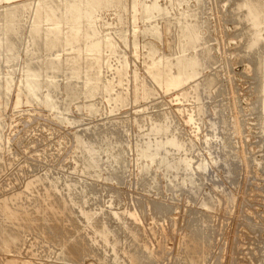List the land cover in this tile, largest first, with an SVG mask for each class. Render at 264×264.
Instances as JSON below:
<instances>
[{"label": "rangeland", "instance_id": "1", "mask_svg": "<svg viewBox=\"0 0 264 264\" xmlns=\"http://www.w3.org/2000/svg\"><path fill=\"white\" fill-rule=\"evenodd\" d=\"M28 1L35 3L34 0ZM130 1L127 0V3L129 2L128 9L130 7L131 11ZM146 1L149 3L151 0ZM157 1L162 10L155 15L153 25L159 31L163 26V40L158 31L157 36L151 33L154 29L142 34L143 22L138 20L132 25L130 20L127 21L128 17L124 15L122 8L110 7L111 9L103 12L99 10L101 13L96 12L101 25L108 23L101 36L109 35L117 44L115 52L108 53L111 57H90V54L82 56L81 53L75 55L74 51L84 48L87 52L91 47H84L79 36L69 40L68 47V42L67 45L64 41L61 42L64 38H61L60 33L49 37L51 50L55 49L54 52L49 51V46H44L42 40L37 39L38 43H33L31 39L29 41V24L26 22L20 25L18 34H12L10 42H5L6 45L3 39L6 31L0 25V143L5 146H0V234L11 225L19 229L14 241L8 242L12 246L8 247L9 250L0 238V264H23V261L29 262L28 264H105L104 260H109L107 264H191V258H195L193 264H264V78L261 79V73H264V0H249V5L245 3L247 0ZM6 4H0V16L5 12ZM32 8L34 10L35 4ZM32 8L24 12L25 16L29 17L33 13ZM165 20L173 22L172 25L166 24ZM149 24L152 22L146 25L147 29H151ZM188 30H191L190 33H185ZM68 34L70 33L65 32L64 35ZM101 36L98 37L102 38ZM22 39L25 43H22ZM29 43H36V48ZM257 45L260 49L255 50ZM154 48L157 50L156 55L151 57L150 50L153 51ZM56 49H73L74 54L71 57L60 56V59L58 57L54 61L49 57L45 59L48 54L56 53ZM45 50L52 53L47 54ZM32 53L34 54L31 55ZM160 56H171V63L184 58L196 60L197 72L195 75L190 71L182 75V83L166 93L151 77L152 74L163 71L159 64ZM29 57H32L31 60ZM259 61L263 62L260 71L257 70ZM26 65H29L32 74L38 75L36 88L39 92L35 90L36 96H32L30 104L22 97L16 106L21 70ZM80 65L83 66L82 69ZM36 69H40L39 72ZM170 70L171 76H178L175 66ZM43 73L51 76L53 83L51 80H43ZM195 94H198L197 97ZM41 97H49L52 108H43ZM190 117L191 121L188 120ZM165 126L172 130L166 131L168 135L163 133ZM77 135L80 138L86 136L82 138V146L75 143ZM173 137L183 148L165 152L160 147L161 144ZM143 146L148 147L149 152H157V158L151 163L142 160ZM80 149L86 151L83 153ZM114 152L117 153L115 156ZM121 153L120 157L118 154ZM78 155L81 161L75 162L74 158L79 159ZM83 156L93 157L95 166H98V170L101 168L100 178L85 177L81 173L80 162ZM164 158L167 165L169 163L168 166H165ZM183 158H188L186 160L189 167L185 169ZM74 166L79 168L75 169ZM203 166L204 169L201 170ZM112 167H116L115 170ZM61 180H64L63 183ZM67 182L78 183V187L88 186L83 191L78 190L80 199L73 196L76 203L72 202ZM27 183L34 184V187L40 186V191L38 188L37 194L30 193L25 188ZM51 184L55 188L56 198L68 202L80 217V201L94 218L97 213L109 215L113 211L121 212V221H107L111 222L109 225L113 230L119 229L118 224L123 223L120 226L125 227V231L120 229L122 235L117 230L120 232L119 236V232L115 230L118 240L120 238V245L114 246L110 240L111 244L103 242L108 244L107 250L99 246L100 250L95 246L98 251L90 243L91 250H97L93 251L95 254L102 251L101 254L106 256L104 260H99L98 256L101 254L96 257L83 254L77 259L70 256L68 251L71 253L73 242L68 241L70 235L66 233L69 231L74 234L72 223H67L68 231L63 235L66 251L56 241L58 238L53 237V230H46L47 236L36 232V226L40 227L41 224L52 226L48 220L41 224L31 221L28 226H32L33 230L26 226L27 232L26 228H20V220H17L19 223L14 221L12 224L1 214V206L5 204L19 215L28 213L33 216L42 204L41 196L43 193L46 195ZM3 198H7V201ZM12 201L14 205L11 204ZM155 205L169 210L168 215L163 218L162 214H156ZM92 210L96 213L93 214ZM4 211H7L5 207L3 213ZM129 211L136 216H129ZM98 219L89 221L90 225L93 222L90 226L87 219L81 218L78 228L83 232L82 235L101 236L99 228H103L99 223L101 219ZM128 225L129 228L133 227L131 230L134 232L142 231L138 232V239L126 234ZM194 229L199 231L201 241L205 242L199 241L202 247L197 248V251H192L191 248ZM124 234L128 240L124 238ZM152 249L157 253L153 254ZM143 251V257H139ZM130 252L132 255L134 253L133 258ZM196 253L202 255V259ZM77 260L79 261L76 262Z\"/></svg>", "mask_w": 264, "mask_h": 264}, {"label": "bare ground", "instance_id": "2", "mask_svg": "<svg viewBox=\"0 0 264 264\" xmlns=\"http://www.w3.org/2000/svg\"><path fill=\"white\" fill-rule=\"evenodd\" d=\"M35 1V3L34 2H31V1H28V0H0V4H2V3H7L5 6H4V13L3 14H1V16H0V25H2V27L4 28V30L6 31L5 32V34H4V43L5 42H10L12 39H10L11 38V36L13 37V33H16L17 31H18V28L20 27V25H22V24H24V22H26V23H28L29 24V29H28V33L27 34H29V35H27V37L28 36H30V38H29V41H30V39L32 40V42L34 43L35 41L37 42L38 40L37 39H40V40H42V42H43V45L44 46H49V51L52 49V47H51V43H53V42H51L50 44L51 45H49V41H50V36H53V37H55L56 36V34L57 33H60V34H62V37L61 38H64L63 40L61 39V42L62 41H64L65 43L66 42H68V47L70 46V41L69 40H73V38L74 37H77V36H79V37H81V44L83 43V46L85 47V46H90L91 47V49L89 50V51H87V52H85L84 51V48L82 49V50H76L75 48H77V47H75L74 49L76 50V51H74V53H75V55H76V53H81V55L83 56H86V54H90V57H92V56H96V57H105L106 55H108V53H114L115 52V49H116V46H117V44L116 43H114L113 41H112V39H110L108 36H105V37H103V36H101L102 35V33H103V28L106 26V25H108V23L106 24V22H105V25H101V23H99V18H97V16H96V12L98 11V12H100V11H105V10H107V9H111L112 7L113 8H122V10H123V13H124V15H127V17H128V19H127V21H129V22H131V24L132 25H135L136 24V22H138V20H141L143 23L142 24H144V28H143V30L141 31V33L142 34H144L145 32L147 33L148 31H151V30H153V32H151L153 35H155V36H157V31H158V35H160L159 37L163 40V35H162V31H163V26H162V30L160 29V31H159V29L157 28V26H154L153 25V20L154 19H156V17H155V15L157 14V13H161V8H160V6L157 4V0H151L149 3H148V1H146V0H133V2H131L130 0V2L132 3V5H131V11H130V7H129V9H128V3H127V0H34ZM175 1V0H174ZM198 1V0H197ZM14 3H17L16 5H14ZM187 3V2H186ZM245 3H248L247 5H249V0H247ZM33 4H35V8H34V10H33ZM180 5V4H179ZM246 5V4H245ZM171 6V5H170ZM111 7V8H110ZM32 8V10L31 11H33V13L31 14L30 13V16L29 17H27V16H25V11L27 10V9H31ZM112 8V9H113ZM173 8V7H172ZM201 8V7H200ZM186 9V8H185ZM188 9V8H187ZM186 9V10H187ZM100 10V11H99ZM116 10V9H115ZM119 11H120V9H119ZM167 11V10H166ZM191 11V10H190ZM193 12V11H192ZM101 13V12H100ZM105 13V12H104ZM119 13V12H118ZM191 13V12H190ZM163 14V13H162ZM192 14V13H191ZM29 15V14H28ZM99 15V14H98ZM120 15V14H119ZM172 15V14H171ZM174 16V15H173ZM178 16V15H177ZM182 16V15H181ZM181 16H179L180 18H181ZM193 16V15H192ZM116 17V16H115ZM120 17V16H119ZM122 17V16H121ZM168 18L170 19V17L168 16ZM167 18V19H168ZM174 18H176V17H174ZM180 18H179V21H180ZM186 18V17H185ZM29 21H28V20ZM101 19V18H100ZM126 19V18H125ZM161 19H163V18H161ZM165 19V18H164ZM168 19V20H169ZM173 19V18H172ZM184 19V18H183ZM104 20H105V18H104ZM158 20V19H157ZM187 20V19H186ZM197 20H198V18H197ZM174 21V20H173ZM191 21V20H190ZM150 22H152V24H149L150 25V27L149 28H151V29H147L148 27V23H150ZM164 22V21H163ZM165 22H166V20H165ZM187 22V21H186ZM103 23V22H102ZM173 23V22H172ZM172 23H170V22H166V24H171L172 25ZM193 23H194V20H193ZM187 24V23H186ZM147 25V26H146ZM161 25V24H160ZM176 25V24H175ZM184 25V24H183ZM199 25V24H198ZM153 26V27H152ZM178 29V28H177ZM21 30V29H20ZM201 30V29H200ZM109 31V30H108ZM190 31L191 30H188L187 32H185V33H190ZM65 32L67 33V32H69L70 34H68V35H64L65 34ZM135 32H136V28H135ZM135 32L133 33V35L135 34ZM22 33V32H21ZM201 33V32H200ZM16 34H18V32L16 33ZM16 34H14L15 36H16ZM114 34V33H113ZM101 36L102 38H99L98 36ZM58 36H61V35H58ZM19 37V36H18ZM22 37V36H21ZM69 37H70V39H69ZM112 37V36H111ZM190 38V37H189ZM17 39V38H16ZM75 39V38H74ZM77 39V38H76ZM80 39V38H79ZM116 39V38H115ZM23 40V39H22ZM24 40H25V37H24ZM24 40H23V42L22 43H25L24 42ZM58 40H59V37H58ZM199 40V39H198ZM28 41V42H29ZM53 41V40H52ZM60 42V41H59ZM59 42H57V44L59 43ZM64 42H63V44H64ZM79 42H80V40H79ZM3 43V44H4ZM38 43V42H37ZM76 43V42H75ZM128 43V42H127ZM6 44V43H5ZM30 44V43H29ZM42 44V43H41ZM60 44H62V43H60ZM74 44V43H73ZM204 44V43H203ZM7 45V44H6ZM30 45H34V44H30ZM35 45H37L36 43H35ZM35 45L33 46V48L35 47ZM39 45H40V42H39ZM54 45H56V43H55V41H54ZM66 45H67V43H66ZM262 45V44H261ZM24 46V44L22 45V47ZM26 46H28L27 44H26ZM58 46V45H57ZM60 46V45H59ZM63 47H64V45H62ZM71 46H73V45H71ZM75 46V45H74ZM82 46V45H81ZM80 46V47H81ZM38 47V46H37ZM136 47V46H135ZM186 47V46H185ZM26 48H28V47H26ZM31 48V47H30ZM36 48V47H35ZM41 48V47H40ZM42 48H43V46H42ZM45 48V47H44ZM48 47H46V50H48L47 49ZM57 48H59V47H57ZM61 48V47H60ZM196 48V47H195ZM254 48L255 47H253V50H254ZM259 48V45H257L256 46V49L255 50H257ZM262 48V47H261ZM264 48V47H263ZM262 48V49H263ZM29 49V48H28ZM28 49H26V50H28ZM63 49V48H62ZM67 49V48H66ZM80 49V48H79ZM202 49V48H201ZM260 49V48H259ZM261 49V51H263ZM33 50V49H32ZM40 50V49H39ZM46 50H45V52H46ZM56 50H58V51H56V53H52V52H46L47 54L48 53H52V54H48V56H46L45 57V55H44V57H45V59H47L48 57H49V59H53V61L55 60V58H58L59 57V59H60V56H69V57H71V54H74L73 53V49L71 50V51H66V50H61L60 49V51H59V49H56ZM69 50V49H68ZM86 50V49H85ZM156 49L154 48L153 49V51H151L150 50V54H151V57H153L154 56V54L156 53V51H155ZM191 50V49H190ZM193 50V49H192ZM30 51H31V49H30ZM34 52H35V50H33ZM41 51V50H40ZM51 51H53V50H51ZM54 51H55V49H54ZM53 51V52H54ZM258 51H260V50H258ZM260 51V52H261ZM22 52V51H21ZM211 52V51H210ZM39 53V52H38ZM41 53V52H40ZM44 53V52H43ZM263 54H264V52H262ZM26 54V53H25ZM34 53H32L31 55H33ZM36 54H37V52H36ZM177 54V53H176ZM198 54V53H197ZM196 54V55H197ZM202 54V53H201ZM4 55V54H3ZM27 55V54H26ZM30 55V54H29ZM38 55H40V54H38ZM37 55V56H38ZM92 55V56H91ZM156 55V54H155ZM168 55V54H167ZM173 55V54H172ZM195 55V54H194ZM40 56H42V55H40ZM73 56V55H72ZM109 56V55H108ZM113 56V55H112ZM161 56H163V55H161ZM160 56V57H161ZM165 56V55H164ZM199 56V55H198ZM197 56V57H198ZM27 57V56H26ZM35 58H36V55L34 56ZM88 57V56H87ZM107 57V56H106ZM109 57H111V56H109ZM108 57V58H109ZM171 56H167V57H161V58H159V64L161 65V67H162V70L163 71H161L162 73H158L157 72V74H155L154 72H152V73H154V74H152L151 75V77H152V80H154L155 82H157L159 85H160V87H161V89L164 91V92H166V93H168V91L170 90V89H172V88H175V87H177L178 86V83L180 84V83H182V80H181V78H182V75H186L187 74V72H191V74H196V72H197V67H198V62L196 61V60H190V59H187V58H184V59H179V60H177L176 62H174V63H171L170 62V60H169V58H170ZM30 58V60H31V58L32 57H29ZM75 58V57H74ZM74 58H73V60H74ZM86 58V57H85ZM94 58V57H93ZM100 58V59H101ZM37 59H39V58H37ZM41 59V58H40ZM71 59V58H70ZM70 59H69V61H70ZM92 59V58H91ZM199 59V58H198ZM257 59V58H256ZM28 60V59H27ZM65 60V59H64ZM85 60V59H84ZM94 60H95V58L93 59V62H94ZM201 60L202 59H200V62H201ZM226 60V59H225ZM29 61V60H28ZM33 62H34V60H32ZM36 61V60H35ZM39 61V60H38ZM44 61H46V60H44ZM47 61H49V60H47ZM63 61V60H62ZM83 61V60H82ZM89 61V60H88ZM90 61H92V60H90ZM89 61V62H90ZM124 61H126V60H124ZM40 63H41V61H39ZM43 62V61H42ZM57 62V61H56ZM71 62V61H70ZM73 62V61H72ZM102 62V61H101ZM100 62V63H101ZM127 62V61H126ZM44 63V62H43ZM49 63V62H48ZM50 63H52V62H50ZM49 63V64H50ZM62 63V62H61ZM63 63H64V61H63ZM63 63L61 64V67H62V65H63ZM85 63V62H84ZM96 63V62H95ZM99 63V62H98ZM261 63H263V62H261ZM260 63V61H259V64L257 65V70L258 71H260L259 69L261 68H263L262 66H263V64H261ZM24 64H25V62H24ZM35 65H36V63H34ZM47 64V63H46ZM49 64H48V66H49ZM60 64V63H59ZM83 64V63H82ZM86 64H87V62H86ZM91 64V63H90ZM93 65H94V63H92ZM39 65H41V64H39ZM45 65V64H44ZM51 65H53V64H51ZM56 65V64H55ZM58 65V64H57ZM66 65H67V62H66ZM75 65V64H74ZM79 65V64H78ZM92 65V66H93ZM103 65H105V64H103ZM27 67H23V69L21 70V68H20V70H21V78H20V81H19V91H17L18 93H17V101H16V106L20 103V101H21V99H22V97H24V99L26 100V102L28 103V104H30L31 103V101H32V96L33 95H35V90H37V86H38V84L36 83V77H38V75L36 76V75H34V74H32V72H31V70L29 69V65H26ZM60 66V65H59ZM64 66H65V64H64ZM121 66V65H120ZM173 66H175L176 67V69H177V72H179L178 73V76H171V74H170V69L173 67ZM203 66V65H202ZM16 67V66H15ZM22 67V66H21ZM41 67V66H40ZM44 67V66H43ZM58 66H56V68H57ZM60 67V68H61ZM68 67V66H67ZM80 67H81V65H80ZM83 67V66H82ZM82 67H81V69H82ZM86 67H88V66H86ZM85 67V68H86ZM123 67H124V65H123ZM36 68H38V67H36ZM45 69H46V67H44ZM49 68H51V66L49 67ZM55 68V67H54ZM55 68V69H56ZM64 68V67H63ZM62 68V69H63ZM74 68H75V66H74ZM120 68H122V67H120ZM31 69H32V67H31ZM41 69H42V67H41ZM53 69V68H52ZM54 69V70H55ZM84 69V68H83ZM36 70H38V69H36ZM40 70V69H39ZM39 70H38V72H39ZM44 70V69H43ZM57 70V69H56ZM56 70H55V72H56ZM65 70V69H64ZM88 70H89V67H88ZM93 70V69H92ZM124 70V69H123ZM35 71V70H34ZM66 71V70H65ZM87 71V70H86ZM46 72V71H45ZM54 72V71H53ZM53 72H52V74H53ZM64 72V71H63ZM63 72H60V73H62L63 74ZM96 72V71H95ZM262 72V71H261ZM34 73V72H33ZM35 73H36V71H35ZM83 73V72H82ZM87 73V72H86ZM117 73V72H116ZM95 74V73H94ZM124 74V73H123ZM41 75V74H40ZM43 75V80L45 79V81L46 80H51V76H49L47 73H43L42 74ZM76 75V74H75ZM90 75V74H89ZM91 75H92V73H91ZM122 75V74H121ZM120 75V76H121ZM53 76H54V74H53ZM57 76V75H56ZM59 76H61V75H59ZM83 76V75H82ZM95 76H96V74H95ZM63 77H64V75H63ZM77 77V76H76ZM90 77V76H89ZM93 77H94V75H93ZM92 77V78H93ZM122 77V76H121ZM120 77V78H121ZM150 77V76H149ZM6 78V77H5ZM42 78V77H41ZM55 78V77H54ZM58 78V77H57ZM263 78H264V73H261V79L263 80ZM39 79V78H38ZM59 79V78H58ZM63 79V78H62ZM65 79V78H64ZM183 79V78H182ZM40 80V79H39ZM42 80V79H41ZM151 80V81H152ZM52 81V83H53V80H51ZM57 81V80H56ZM59 81V80H58ZM57 81V82H58ZM80 81V80H79ZM85 81V80H84ZM95 82H96V80H94ZM102 81V80H101ZM39 82V81H38ZM83 82V81H82ZM82 82H81V84H82ZM91 82V81H90ZM98 82V81H97ZM264 82V81H263ZM51 83V84H52ZM54 83H55V81H54ZM144 83V82H143ZM143 83H141L142 85H143ZM80 84V85H81ZM83 84H84V82H83ZM97 85H98V83H96ZM100 84V83H99ZM102 84V83H101ZM45 85V84H44ZM53 85V84H52ZM59 85V84H58ZM140 85V84H139ZM193 85V84H192ZM191 85V86H192ZM40 86H41V83H40ZM54 86V85H53ZM61 86V85H60ZM87 86H89V85H87ZM102 86V85H101ZM12 87V86H11ZM17 87V88H18ZM49 87V86H48ZM63 87V86H62ZM83 87V86H82ZM44 88V87H43ZM54 88H56V87H54ZM98 88H99V86H98ZM263 88H264V86H263ZM58 90H59V86H58V88H57ZM90 89H91V87H90ZM95 89V88H94ZM103 89V88H102ZM107 89H108V87H107ZM106 89V90H107ZM18 90V89H17ZM48 90V89H47ZM50 90H51V88H50ZM83 90V89H82ZM92 90V89H91ZM97 90V89H96ZM264 90V89H263ZM1 91V90H0ZM42 91V90H41ZM52 91H54V90H52ZM56 91V90H55ZM39 91L37 90V93H38ZM97 92V91H96ZM95 92V93H96ZM107 92V91H106ZM75 93H76V91H75ZM112 93V92H111ZM199 93V92H198ZM110 94V93H109ZM185 94V93H184ZM4 95H5V93H4ZM39 95V94H38ZM49 95V94H48ZM75 95V94H74ZM79 95V94H78ZM87 95V94H86ZM108 95V94H107ZM196 95H198V94H195V97H197ZM8 96V95H7ZM36 96V95H35ZM40 96V95H39ZM38 96V97H39ZM42 96V95H41ZM44 96V95H43ZM46 96H47V94H46ZM72 96V95H71ZM82 96H83V93H82ZM91 96H93V95H91ZM183 96V95H182ZM4 97V96H3ZM55 97V96H54ZM57 97V96H56ZM74 97H76V96H74ZM78 97V96H77ZM110 97V96H109ZM186 97V96H185ZM42 98V97H41ZM80 98V97H79ZM82 98V97H81ZM183 98V97H182ZM264 98V97H263ZM43 99V98H42ZM55 99V98H54ZM63 99V98H62ZM90 99V98H89ZM41 100V99H40ZM61 100V99H60ZM69 100V99H68ZM74 100V99H73ZM87 100V99H86ZM35 101V100H34ZM65 101V100H64ZM67 101V100H66ZM117 101V100H116ZM25 102V101H24ZM37 102H38V100H37ZM58 102V101H57ZM72 102V101H71ZM115 102V101H114ZM64 103V102H63ZM67 104V103H66ZM115 104V103H114ZM119 104V103H118ZM122 104V103H121ZM33 105V104H32ZM60 105H62V104H60ZM81 105V104H80ZM33 106H35V105H33ZM41 106H43V108H52V106H51V102H50V98L49 97H44V99L41 101ZM63 106H64V104H63ZM62 106V107H63ZM40 107V106H39ZM89 107V106H88ZM116 107V106H115ZM57 108V107H56ZM60 108H61V106H60ZM62 109V108H61ZM56 115V114H55ZM189 121H191L192 120V118L190 117L189 119H188ZM152 124V123H151ZM166 125V124H165ZM167 130H169L168 129V127H164V129H163V133L165 134L166 133V131ZM169 131H172L171 129L169 130ZM89 133V132H88ZM174 133V132H173ZM85 134V133H84ZM92 134V133H91ZM167 135H168V132L166 133ZM170 134V133H169ZM86 135H88V134H86ZM152 135V134H151ZM166 135V136H167ZM172 135V134H171ZM79 136H81V134L79 135ZM84 136V135H83ZM94 136V135H93ZM99 136V135H98ZM84 137H86V136H84ZM84 137H82V138H84ZM90 137V136H89ZM88 137V138H89ZM96 137V136H95ZM155 137V136H154ZM164 137V136H163ZM170 137V136H169ZM82 138H80V137H78V135H77V137H76V141H75V143L77 142V144H82V142H83V140H82ZM167 138V137H166ZM89 140V139H88ZM91 140H93L92 138H91ZM94 140H95V138H94ZM163 140H165V139H163ZM151 141V140H150ZM149 141V142H150ZM155 141V140H154ZM157 141H160V140H157ZM179 141V140H178ZM87 142V141H86ZM85 142V143H86ZM89 142V141H88ZM93 142V141H92ZM91 142V143H92ZM95 142V141H94ZM106 142V141H105ZM161 143V142H160ZM159 143V144H160ZM76 144V145H77ZM150 144H152V143H150ZM181 144V143H180ZM158 145V144H157ZM0 146H1V143H0ZM4 145H2L1 147H3ZM82 146V145H81ZM81 146H79L80 148H81ZM83 146H84V144H83ZM78 147V148H79ZM96 147V146H95ZM137 147H138V145H137ZM136 147V148H137ZM144 147V146H143ZM165 152H169L170 151V149H175V148H177L176 150H181V148H183L182 146H179V144H178V142H175V140H174V137L173 138H170V139H167L165 142H163L162 144H161V146H160ZM160 147H158V148H160ZM4 148H5V146H4ZM3 148V149H4ZM84 148H86V147H84ZM89 148V147H88ZM91 148H92V145H91ZM107 148V147H106ZM141 148V147H140ZM158 148H156L157 150H158ZM75 149H77V147L75 148ZM97 149V148H96ZM108 149V148H107ZM155 149V148H154ZM81 151H82V149H80ZM88 150V149H87ZM103 150H104V147H103ZM4 151V150H3ZM83 151L85 152L86 151V149H83ZM82 151V152H83ZM91 151V150H90ZM89 151V152H90ZM139 151V150H138ZM141 151V150H140ZM163 151V152H164ZM83 152V153H84ZM88 152V155L90 154V153H92V152H90L89 153ZM96 152V151H95ZM104 152V151H103ZM110 152V151H109ZM80 153V152H79ZM100 154L102 153V151L101 152H99ZM111 153V152H110ZM119 153H120V150H119ZM125 153V152H124ZM139 153V152H138ZM141 153V152H140ZM177 153V152H176ZM76 154H77V151H76ZM87 154V153H86ZM117 154V153H116ZM115 154V152H114V156L116 155ZM164 154V153H163ZM167 155H168V153H166ZM183 154H185V153H183ZM84 155V154H83ZM107 155V153L104 155V157ZM110 155V154H109ZM109 155H108V157H109ZM119 156L121 155L122 156V153L121 154H118ZM125 155V154H124ZM139 155V154H138ZM156 155H157V152L156 151H151V152H149L148 151V147H144V149L142 150V153H141V156L143 157L142 158V160L144 159V160H147L149 163H151L152 161H153V159L156 157ZM160 155V154H159ZM166 155V156H167ZM181 155H182V152H181ZM82 156V155H81ZM90 156H92V154L90 155ZM97 156H98V152H97ZM120 156V157H121ZM160 156H162V155H160ZM78 157H79V155H78ZM84 158L82 159V162H80V163H82L81 164V166L78 164V166H80V169H81V173H83V175H85V177H90V178H100V176H101V168H99V170H98V166H95L96 164H94V160L92 159L93 157H94V154H93V157L91 158V157H89V156H83ZM107 157V158H108ZM118 157V156H117ZM139 157V156H138ZM169 157V156H168ZM173 157H174V155H173ZM182 157V156H181ZM186 157V156H185ZM190 157V156H189ZM77 158V157H76ZM74 158L75 159V162H77V161H81V159H80V157H79V159L77 158ZM106 158V157H105ZM157 158V157H156ZM100 159V158H99ZM102 159H103V157H102ZM110 159V158H109ZM111 159H112V156H111ZM119 159L120 158H118V161H119ZM140 159V158H139ZM163 159V158H162ZM186 159H188V158H186ZM184 160V158H183V160H184V162H183V164H184V169L185 168H187V167H189V165H188V162H187V160ZM192 159V158H191ZM0 160H1V158H0ZM96 160V159H95ZM108 160V159H107ZM106 160V161H107ZM114 159H112V161H113ZM116 160V159H115ZM138 160V159H137ZM141 160V161H142ZM159 160V159H158ZM157 160V161H158ZM170 160H171V158H170ZM182 160V161H183ZM3 161H4V159H3ZM98 161V160H97ZM102 161V160H101ZM110 161V160H109ZM124 161V160H123ZM139 161V160H138ZM164 163H166V161H165V158H164ZM190 161V160H189ZM2 162V161H1ZM121 161H119V163H120ZM169 162V161H168ZM172 162H174L175 163V161H172ZM5 163V162H4ZM97 163V162H96ZM104 163H105V161H104ZM107 163H110L111 164V162H107ZM114 163H115V161H114ZM156 163V162H155ZM160 162H158V164H159ZM162 163V162H161ZM176 163H177V161H176ZM182 163V162H181ZM190 163V162H189ZM3 164V163H2ZM113 164V163H112ZM111 164V165H112ZM178 164V163H177ZM180 164V163H179ZM0 165H1V163H0ZM104 165H106V163L104 164ZM103 165V166H104ZM116 165V164H115ZM142 165H144V163H142ZM146 165V164H145ZM160 165H163V164H160ZM168 165H169V163H168ZM167 165V163L165 164V166H168ZM206 165V164H205ZM78 166H74L75 167V169H77V167ZM99 166H100V164H99ZM107 166H108V164H107ZM120 166V165H119ZM124 166V165H123ZM139 166H140V164H139ZM156 166V165H155ZM164 166V165H163ZM182 166V165H181ZM181 166H179V167H181ZM2 167V166H1ZM106 167V166H105ZM110 167V166H109ZM160 167V166H159ZM79 168V167H78ZM107 168V167H106ZM111 168V167H110ZM110 168H109V170H110ZM112 168H114V170H115V168L116 167H112ZM141 168H142V166H141ZM143 168H144V166H143ZM163 168V167H162ZM169 168V167H168ZM176 168V167H175ZM102 169H103V167H102ZM119 169V168H118ZM179 169V168H178ZM204 169V166L203 167H201V170H203ZM79 170V169H78ZM142 170L143 169H141V172H142ZM183 170V169H182ZM104 171V170H103ZM103 171H102V173H103ZM118 171V170H117ZM120 171V170H119ZM194 171V170H193ZM79 172V171H78ZM115 172V171H114ZM121 173V172H120ZM113 174V173H112ZM82 175V174H81ZM111 175V174H110ZM118 175V174H117ZM111 176H113V175H111ZM143 176H144V172H143ZM178 176V175H177ZM176 176V177H177ZM68 177V176H67ZM70 178H71V176H69ZM120 177V176H119ZM165 177V176H164ZM202 177V176H201ZM154 178V177H153ZM65 179H66V177H65ZM150 179V178H149ZM74 180V179H73ZM154 180V179H153ZM62 181V183H63V181L64 180H61ZM116 181V180H115ZM185 181V180H184ZM75 182V181H74ZM65 183V182H64ZM68 183V182H67ZM87 183V182H86ZM119 183H120V180H119ZM195 183V182H194ZM41 184V183H40ZM64 185V184H63ZM78 185V183L77 184H74V183H68L66 186H67V188H69L70 187V191H69V194L71 195V198H73V196L75 195L76 197H78L79 196V194H78V190H80V189H82L81 191H83V189L84 188H87L88 186H85L84 185V187H78L77 186ZM80 186V185H79ZM82 186V185H81ZM40 187V186H39ZM38 186L36 187H34V184H31V183H27L26 185H25V188L30 192V193H32V194H34V193H36L37 194V191H38V188H39ZM49 189H47L48 191H47V193H46V195H44L45 193H43V192H45L43 189V192H40V193H43V195H44V197H43V195L41 196V201H42V204H41V206H40V208L39 209H37L35 212H34V215L32 216V214L31 215H29L28 213H22V215H19V213H17V211H13L12 209H10V207H6L7 205H5V204H3V203H1V205L3 204L4 206H1L2 208H1V214H3V216H6L8 219L7 220H9V221H11V223L12 224H14L15 222L14 221H16L17 222V220H20V223H19V221L17 222V223H19L20 225H21V227L20 228H26V230H27V227L26 226H28V224H31L30 222L32 221V222H36V223H40L41 224V222L43 223V222H45V221H49L50 222V224H52V226H46V225H43V224H41L40 225V227H37L36 226V228H38L37 229V231L36 232H38L39 234H41V235H45V236H47L48 234H47V232H46V230L48 231V229H51V230H53V234L55 233V236H53V237H57L58 238V240H56V241H58V243H61L62 245L61 246H63V248H64V246H67L66 245V241L64 240L65 239V236H63L64 235V232H67L68 231V225L69 224H67V223H72L73 225V227H71V228H73V230H74V234L73 233H71V232H69L68 231V233H66L67 235H70V239H68V241L69 240H71L72 242H73V247L71 248L72 250H71V253H70V251H68V250H66L65 248V250L66 251H68L69 252V254H70V256H73V257H75V259H77L76 257H79V256H81V255H83V254H89V255H94L95 257H96V255H100L101 254V252L102 251H100V253L98 254V253H94V252H96L97 250H98V248L100 249V247L101 248H103V249H106L107 250V245L108 244H106V243H110L111 244V242H110V240H112V243H114L113 245L114 246H118V245H120L119 243L121 242L120 241V238H119V240H118V235H116V232H117V230H119L120 232L122 231V230H120V229H122L123 228V230L125 231V227H120L122 224H118V226L119 227H117V228H119V229H117L116 230V228H115V230H116V232H115V230H113L110 226L111 225H109V223H111V222H107L108 220H113L114 222L116 221V220H118V222L119 221H121V218H120V214L119 213H121V212H114L113 211V213L112 214H110L109 213V215L107 214V213H104V214H98L97 213V217L96 218H94V217H92V214L88 211V209H85L84 208V206H83V202L82 201H80L79 202V204L81 205V208H82V211L80 212L81 213V217L79 216V215H76L77 213H75V212H77L76 210H74L73 209V207H71L69 204H68V202H66L65 200L63 201V200H61V199H58V198H56V191H55V188L53 187V184H51V185H49ZM40 189L41 188H39V191H40ZM85 190V189H84ZM14 193V192H13ZM83 193V192H82ZM85 193V192H84ZM68 194V193H67ZM39 195V194H38ZM41 195V194H40ZM13 197V196H12ZM19 197V196H18ZM39 197L40 196H38V198H37V200H39ZM43 197V198H42ZM70 197V196H69ZM79 198V197H78ZM5 198H3V200H4ZM7 199V198H6ZM5 199V200H6ZM14 199V198H13ZM17 199V198H16ZM15 199V200H16ZM34 199H36V198H34ZM75 197L73 198V200H72V202H74V203H76L75 202ZM80 199V198H79ZM83 199V198H82ZM81 199V200H82ZM10 200V199H9ZM14 200V201H15ZM18 200V199H17ZM16 200V201H17ZM7 201V200H6ZM6 201H4L6 204L8 203V202H6ZM79 201V200H78ZM2 202V201H1ZM11 202V201H10ZM14 202L12 201V203L11 204H13ZM41 203V202H40ZM88 203V202H87ZM9 205V204H8ZM14 205V204H13ZM40 205V204H39ZM157 205V204H156ZM155 205V206H156ZM158 206V205H157ZM155 207L154 209H155V211H153V212H155L156 214L158 213V215L160 214V216H161V214H162V216H164L163 218H165V215L167 216L168 214L167 213H169V210L167 211V210H165V209H160L159 207ZM163 206V205H162ZM4 207H5V209H7V211H4V213H3V210H4ZM15 207V206H14ZM75 208V207H74ZM78 208V207H77ZM165 208V207H164ZM8 210H10V211H8ZM15 210V209H14ZM136 210V209H135ZM158 210V211H157ZM161 210V211H160ZM162 210H165V211H162ZM79 211V210H78ZM25 212V211H24ZM92 212H93V210H92ZM124 212V211H123ZM94 213H96L95 211L93 212V214ZM142 213V212H141ZM155 213H153V214H155ZM105 214H107V215H105ZM139 214V213H138ZM128 215L129 216H136V214L135 213H132L131 211H129L128 212ZM2 216V217H3ZM96 216V215H95ZM157 216V215H156ZM155 216V217H156ZM158 217V216H157ZM83 219V218H85V220L87 219L88 220V224H89V221H92L93 219L94 220H97L98 218L99 219H101V222H99V223H101L100 225H101V227L103 228V229H100L99 228V230H100V232L99 233H101V236L100 235H98V236H96V235H87V234H83L82 235V231H80V229L78 228L79 226V221H81L80 219ZM134 218V217H133ZM140 219H141V216L139 217ZM98 219V220H99ZM2 220V219H1ZM5 220H6V218H5ZM5 220H3V222L5 221ZM84 221V220H83ZM112 221V222H113ZM2 222V221H1ZM2 222V223H3ZM14 222V223H13ZM82 222V221H81ZM117 222V223H118ZM135 222H136V220H135ZM6 223H7V221H6ZM86 223V222H85ZM98 223V222H97ZM121 223V222H120ZM4 224V223H3ZM32 224H34V223H32ZM45 224V223H44ZM114 224V223H113ZM8 225V224H7ZM90 225V224H89ZM91 225H93V222H91ZM90 225V226H91ZM98 225V224H97ZM100 225H98V226H100ZM115 225H117V224H115ZM127 225V224H126ZM1 226V225H0ZM9 226V225H8ZM19 226V225H18ZM71 226V225H70ZM88 226V225H87ZM87 226H86V228H87ZM90 226H88V228L90 227ZM129 226L130 225H128V228H129ZM29 227L30 226H28V229H29ZM32 227V226H31ZM31 227H30V229H31ZM35 227V226H34ZM84 227V226H83ZM113 227V226H112ZM2 228V227H1ZM91 228V227H90ZM114 228V227H113ZM131 228H133V227H130L129 229H127V231L126 232H128V233H126L127 235L129 234V236H131V237H133L134 239L135 238H137L138 239V234L140 233V232H142V231H138L137 232V230H136V232H134V231H132L131 230ZM141 228V227H140ZM154 228V227H153ZM159 228V227H158ZM3 229V228H2ZM5 229H7L6 231H4V233H1L0 234V238L2 239V243H4L5 244V247H7V249L9 250V248L8 247H10V244L8 243V242H12V241H14V239L16 238V236H17V234L19 233V231H17V227L15 226V225H11L9 228H5ZM35 229V228H34ZM196 229V228H195ZM194 229V230H195ZM197 229H199V228H197ZM19 230V229H18ZM21 230V229H20ZM23 230V229H22ZM31 230H33V229H31ZM36 230V229H35ZM91 230V229H90ZM160 230V229H159ZM1 231H3V230H1ZM50 231V230H49ZM48 231V232H49ZM89 231V230H88ZM94 231H96L95 230V227H94ZM118 231V232H119ZM123 231V232H124ZM154 231V230H153ZM193 231V230H192ZM27 232H28V230H27ZM86 232V231H85ZM117 232V233H118ZM120 232L118 233L119 234V236H120ZM21 233V232H20ZM51 233V232H50ZM97 234H98V231L96 232ZM147 233V232H146ZM190 233V232H189ZM200 233H201V230H200ZM47 234V235H46ZM142 234V233H141ZM140 234V235H141ZM21 235V234H20ZM66 235V236H67ZM121 235H122V232H121ZM127 235H123L124 236V238H126V240H128L127 239V237H125V236H127ZM149 236V235H148ZM204 236H205V234H204ZM207 236V235H206ZM68 237V236H67ZM153 237V236H152ZM20 238V237H19ZM205 238V237H204ZM55 239V238H54ZM191 239H193V246H191V248H193L192 249V251H197V248H201L200 247V244H202V243H205L204 241L202 242L201 240H202V236H201V234H199V231L198 230H195V232H192V237H191ZM207 239V238H206ZM205 239V240H206ZM9 240V241H8ZM192 241V240H191ZM199 241H201L200 243H199ZM209 241L210 240H208V243L207 244H209ZM20 242H21V239H20ZM103 242H106V243H103ZM122 242H124L123 241V239H122ZM207 242V241H206ZM16 243H17V241H16ZM90 243L92 244V246L94 245V247L95 246H97V247H95V248H97V250L96 251H92L91 250V248L92 247H90ZM12 244V243H11ZM15 244V243H14ZM106 244V245H105ZM207 244L206 245H203V248L205 247V246H207ZM39 245V244H38ZM69 245V244H68ZM70 247H71V243H70V245H69ZM100 246V247H99ZM155 246V245H154ZM4 247V246H3ZM12 247V246H11ZM10 247V248H11ZM14 247V246H13ZM16 247V246H15ZM17 247H19V246H17ZM70 247H69V249H70ZM93 247V248H94ZM156 247V246H155ZM94 248V249H95ZM154 248V247H153ZM156 249V248H155ZM186 249H187V246H186ZM188 249H190V248H188ZM196 249V250H195ZM101 250V249H100ZM160 250V249H159ZM203 250V249H202ZM65 251V252H66ZM99 251V250H98ZM152 251H153V254L154 253H157V252H154L155 250L154 249H152ZM158 251V250H157ZM198 251H201V250H199L198 249ZM17 252V251H16ZM33 252V251H32ZM68 252H66V254H68ZM105 251H103V253H104ZM147 252V251H146ZM189 252V251H188ZM144 251L142 252V256H139V257H143V255H144ZM195 253V252H194ZM68 254V255H69ZM130 254H131V258H133L132 256L134 255V253H133V255H132V253L130 252ZM197 254V253H196ZM63 255V254H62ZM103 254H101L100 256H98L99 257V260H100V258L102 259V260H104V258L106 257L105 255H103ZM157 255V254H156ZM189 255V254H188ZM198 255V254H197ZM138 256V255H137ZM136 256V257H137ZM146 256H147V254H146ZM157 256H159V255H157ZM195 256V255H194ZM26 257V256H25ZM24 257V258H25ZM135 257V256H134ZM138 257V258H139ZM145 257V256H144ZM186 257V256H185ZM199 259H202L201 257H203L202 255H198L197 256ZM63 258V257H62ZM147 257H145V259H146ZM188 258H189V256H188ZM71 259H73V258H71ZM79 259V258H78ZM136 260H137V258H135ZM140 259V258H139ZM190 259V258H189ZM65 260V259H64ZM70 260V259H69ZM69 260H68V262H69ZM65 261H67V260H65ZM79 260H77L76 262H78ZM107 261H109V260H107ZM106 260H104L103 262L105 263V264H107L106 262H107ZM137 261H139V260H137ZM24 262V263H23ZM22 263L23 264H28L29 262H25V261H23ZM71 262V261H70ZM112 262V261H111ZM133 262V261H132ZM140 262V261H139ZM138 262V263H139ZM191 264H193L194 262H195V258H191ZM197 262V261H196ZM67 264V263H66ZM108 264H109V262H108ZM112 264V263H111ZM137 264V263H136ZM187 264V263H186ZM231 264V263H230Z\"/></svg>", "mask_w": 264, "mask_h": 264}]
</instances>
